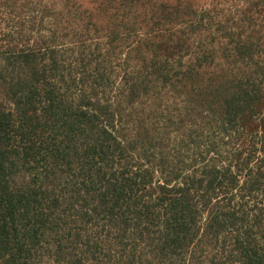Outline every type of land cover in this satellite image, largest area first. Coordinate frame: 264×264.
<instances>
[{"label":"trees","instance_id":"16d2710c","mask_svg":"<svg viewBox=\"0 0 264 264\" xmlns=\"http://www.w3.org/2000/svg\"><path fill=\"white\" fill-rule=\"evenodd\" d=\"M0 264H264V0H0Z\"/></svg>","mask_w":264,"mask_h":264}]
</instances>
